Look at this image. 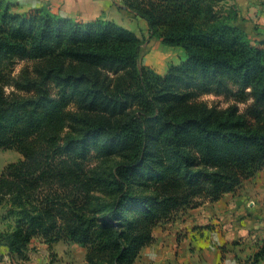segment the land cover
<instances>
[{
    "label": "trees",
    "instance_id": "trees-1",
    "mask_svg": "<svg viewBox=\"0 0 264 264\" xmlns=\"http://www.w3.org/2000/svg\"><path fill=\"white\" fill-rule=\"evenodd\" d=\"M228 1L122 0L150 37L185 50L160 74L142 64L141 38L114 20L47 6L18 13L0 0V148L23 156L0 175L1 220L12 221L0 226V262L3 247L28 259L40 238L79 244L87 264H134L161 223L264 171V36ZM16 56L36 76L14 75ZM210 93L234 103L202 109L197 98ZM96 138L124 151L109 175L86 166ZM145 173L150 190L133 192ZM251 264H264V239Z\"/></svg>",
    "mask_w": 264,
    "mask_h": 264
},
{
    "label": "crops",
    "instance_id": "crops-1",
    "mask_svg": "<svg viewBox=\"0 0 264 264\" xmlns=\"http://www.w3.org/2000/svg\"><path fill=\"white\" fill-rule=\"evenodd\" d=\"M48 1L53 10L66 17L82 21L114 20L137 35L139 23L148 31L145 21L120 9L122 0ZM247 1L239 3L238 9L245 18L241 25L253 35L256 23L247 15ZM26 6L29 8L30 4ZM257 33L264 36V31ZM245 182L213 205L188 209L178 213L173 220L161 223L154 230V242L143 248L134 264H251L264 239V181L249 185ZM61 243L71 244V247L56 248L55 264H87L85 248L80 246L83 259L77 263V243L59 241L55 244Z\"/></svg>",
    "mask_w": 264,
    "mask_h": 264
},
{
    "label": "rangeland",
    "instance_id": "rangeland-1",
    "mask_svg": "<svg viewBox=\"0 0 264 264\" xmlns=\"http://www.w3.org/2000/svg\"><path fill=\"white\" fill-rule=\"evenodd\" d=\"M13 4H16V7L14 11L18 13L27 12L30 9L41 7V6H47L55 13L56 10H53L50 6V2L48 0H9ZM38 1V2H37ZM31 2V3H30ZM243 3L239 0H230L226 3L223 2L222 4L225 5L224 9L226 11H229L233 14V12L238 9V4ZM26 4H30V7L27 8ZM248 4V5H247ZM247 6L249 8L248 11V17L255 22L254 24L257 26V29L261 33L264 31V0H249L247 1ZM239 10V9H238ZM240 11V10H239ZM139 29H137L139 33V37L142 40V52H141V62L144 66L150 68L151 70L160 73L165 74L169 68L172 66H179L183 61L186 60L187 54L184 49L181 47H175V46H167L163 44V42L157 38V37H150V34L147 30H145L143 25H140L138 23L137 25ZM257 39V38H256ZM16 62V68L14 75L22 79L23 76L27 77H34L36 74H34V64L32 61H30L27 58L16 56L15 58ZM166 71V72H165ZM181 90H184V87H181ZM22 94H26L24 92H21ZM198 102H204L205 107H201L202 109L208 107H218V108H227L229 105L233 104L234 101H231L227 99L225 95H216L213 93L210 94H201L197 98ZM241 110H245L246 104L240 103L239 104ZM194 110L200 111V107L194 108ZM85 115V114H84ZM87 122L90 123V125L94 124L92 121H97L96 116H90L85 115ZM79 128H84L83 126H80ZM100 138H96L93 141H89V159L86 162V166L89 169H93L95 171H99L104 175H109L112 171H114V168L116 164L123 159L124 151L120 149V147L112 149H101V145L99 144ZM113 148V147H108ZM23 159V156L20 152H18L15 149H4L0 148V175L5 169V167L12 163L17 162ZM148 173V172H147ZM145 175H143L141 179H139L136 183V185L133 187V192H148L150 189L147 188L144 184ZM264 181V171H261L258 173V175L248 181L245 182L246 185L249 184H258L259 182ZM113 193L109 191L108 189H104V200L109 201L113 197ZM214 202H207L206 205H213ZM7 203H4L0 206V226L5 228L9 224H12V221H5L3 222L1 220V216L7 214ZM71 247V244L68 243H61L58 245L52 246V248H49V246L44 242L43 239L36 238L33 240L31 244V250L28 253V259L26 260H19L17 258L10 257L6 252L7 250L3 247V250L5 251V258L3 261L0 262V264H55L56 257H57V251L56 248H67ZM75 259L76 262H80L83 259L82 254V248L80 245H75Z\"/></svg>",
    "mask_w": 264,
    "mask_h": 264
}]
</instances>
